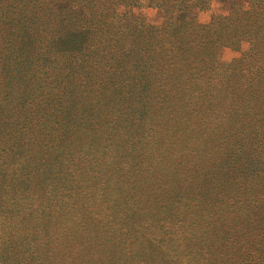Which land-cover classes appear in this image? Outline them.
Wrapping results in <instances>:
<instances>
[{"label":"trees","instance_id":"16d2710c","mask_svg":"<svg viewBox=\"0 0 264 264\" xmlns=\"http://www.w3.org/2000/svg\"><path fill=\"white\" fill-rule=\"evenodd\" d=\"M202 1L155 0L164 21L152 25L132 12L150 0H0V264H64L63 189L88 210L101 180L106 193L112 183L121 192L136 186L121 206L146 212L133 223L140 213L117 214L107 243L123 227L126 246L86 251L83 264H264L242 252L255 243L243 246V234L226 229L230 219L240 225L237 205L255 214H246L250 225L264 224V0L234 3L208 24L197 21L195 11L211 5ZM121 3L127 34L116 37ZM19 38L44 50L27 56ZM243 42L240 58L220 60ZM217 119L223 129L212 126ZM215 133L226 149L218 141L210 161L203 141ZM229 156L238 162L232 186ZM70 165L79 177L85 167L75 194L63 176ZM155 205L145 242L141 223ZM231 237L238 262L221 253Z\"/></svg>","mask_w":264,"mask_h":264},{"label":"rangeland","instance_id":"374dc122","mask_svg":"<svg viewBox=\"0 0 264 264\" xmlns=\"http://www.w3.org/2000/svg\"><path fill=\"white\" fill-rule=\"evenodd\" d=\"M155 1V0H154ZM153 0H150L149 5H136L133 7L132 12L136 16H141L143 17L146 22L152 24V25H159L164 21V12L161 8L153 5ZM210 8L209 9H201V10H196V16H197V21L198 23L202 24H208L211 21V18L215 14H223V15H228L233 6L234 3H243L245 6L248 5L246 0H210ZM121 4H118L117 7H119V20L120 22H117L113 26V34L116 37L120 36H126L127 34V29L124 26V24L127 22L125 18V11L127 10V7L123 6ZM202 4H205V0L202 1ZM76 11H81L82 9L77 8ZM58 31H54L52 34H57ZM3 37V35H0ZM37 36V35H36ZM35 36V37H36ZM0 37V49L5 45L1 41L3 38ZM17 47H27L26 49V55L31 56L32 54H37L40 53L44 49H40V45L35 42V39H29V38H19L17 41ZM248 43L243 42L241 43L239 48H233V47H225L222 49L220 60L225 63H229L237 58H240L243 52H245L248 49ZM31 49V50H30ZM41 50V51H40ZM6 50L2 51L0 53V66H2V55ZM30 51V52H29ZM29 52V54H28ZM50 63H46L45 61L42 62L39 66H50ZM25 66H35L34 63H32L31 60H28V62L25 64ZM259 66H264V60H261L259 62ZM1 87H2V75L0 74V93H1ZM237 114V112H235ZM226 125L224 120L217 119L214 121L212 126H218L223 129V126ZM235 129V128H234ZM216 134V133H215ZM220 137L219 134L216 135H211V136H206L204 137L203 141V148L208 150L210 154L207 156V159L210 161L214 160V157L216 155L217 148V142L220 141L223 144V141L218 139ZM240 140V137H236L234 139L235 146L238 145V142ZM81 142V138L78 139L77 144ZM214 148V151L213 149ZM226 149V146L223 144V152ZM83 153L78 152L76 154V160L79 161L81 159V156ZM228 156V155H227ZM234 157V156H233ZM232 156L228 157L229 163L227 165L226 170L224 171V175H230V184L232 186V178L233 175L236 176L234 171L236 170V166L238 165V162L234 161V158ZM241 167V166H240ZM82 174L79 177V170H76L74 165L66 166L64 168V174L63 176H67L65 178V183L70 188L71 193H76L79 190L80 186H83V176H84V171L85 167H82ZM229 172H231L233 175H231ZM206 174V173H204ZM249 181V180H246ZM128 183L132 185H136V183L133 181V179H128ZM63 184V183H62ZM104 180L96 181L94 183V187L98 188V190H101V193L97 190L96 192L98 193L92 196V199L94 200V205H92L91 209L88 210H81L80 209V204L82 203L79 199V196L76 195L77 198V203L79 206H75L76 203L72 202L73 197H68L67 194V188L64 187L63 193H62V202H61V212L63 214H69L70 216L65 217V225L62 227V231L64 232L63 234V239L65 242L62 244H59L60 247V252L63 257L64 264H83L85 260H87L86 257V251H93L94 248L100 247L101 249H108L112 246H114V249L118 248L121 249L122 247L126 246V242L128 240L126 235H122L120 232L121 231H126L125 228L123 227H118L116 230L117 233L119 234L118 237L110 243V228H112L114 225L111 223L110 220L115 219V216L118 214L119 217L122 218L124 214H133L135 212L140 213L139 216L133 218V222H137L143 214L146 212L142 207L135 208L131 206L129 203H124L122 206L125 205V207H122L121 204L126 201L130 196H132L136 190V186L132 187L131 189L127 191L121 192L118 188H116V185L113 183L109 185L110 191L108 193L107 189L105 188ZM239 184V182H238ZM64 185V184H63ZM24 186V184H23ZM247 192V191H244ZM110 193V194H109ZM100 195V196H99ZM147 203L142 202L145 206H149L150 203L147 199H145ZM158 204H164L166 203L163 201V198L158 195L156 198V203ZM69 204V205H68ZM148 204V205H147ZM234 208V207H232ZM236 210H240L239 216H242L239 218L240 225L238 227H235L236 222L234 219H230L229 222L230 224L226 227V229L230 230L231 234H234V232L237 230L238 234H243L242 238H244L241 241V244L243 246L247 245L249 246L250 243H255L256 246H258V249H248L244 247L242 250L243 253H251L253 255H257V261L260 259L262 256H264V224H256L254 227L250 225V223L247 221L246 214H250L252 218H255V214L250 212L249 210L246 209L245 212H242L241 207L237 205ZM139 210V211H138ZM152 210L154 211L153 213H150L149 216L144 220V222H139L141 223L140 230L145 233V236L143 237L145 239V242L149 241V234L147 232L148 230V220L149 218L157 211L156 205L153 206ZM170 210L172 208L170 207ZM232 212L231 208H228V213ZM161 216H166V214H162ZM227 221V220H226ZM115 222V221H114ZM112 225V226H111ZM207 230V227H206ZM133 232V231H132ZM233 237V236H232ZM231 237V238H232ZM250 237L249 240H246V238ZM226 238V243L225 246H223L224 243V238L221 241V253L223 257H226L227 261L230 260L231 262L235 260V262H238L240 260V254L237 250L238 247L233 249L231 247V243L227 244L228 242H234L233 238ZM256 238V239H255ZM260 238H263V241L260 240ZM163 243V242H162ZM231 250H230V249ZM189 252L192 254L194 253L193 249H188ZM206 251V249H205ZM187 253V252H186ZM190 253H187V257L191 258L193 255ZM220 254L218 252H214L212 255L209 254L212 258H218ZM90 260H93V258L90 256ZM181 259V256H178L175 260ZM106 263H109L110 257H106L104 259Z\"/></svg>","mask_w":264,"mask_h":264}]
</instances>
